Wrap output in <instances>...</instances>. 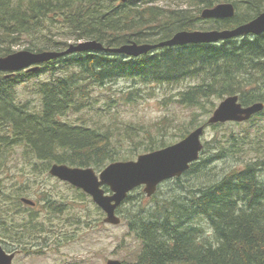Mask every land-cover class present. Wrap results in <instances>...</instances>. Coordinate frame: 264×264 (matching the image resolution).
Returning a JSON list of instances; mask_svg holds the SVG:
<instances>
[{
	"label": "trees",
	"instance_id": "16d2710c",
	"mask_svg": "<svg viewBox=\"0 0 264 264\" xmlns=\"http://www.w3.org/2000/svg\"><path fill=\"white\" fill-rule=\"evenodd\" d=\"M220 2L233 4L232 18L200 17L203 8ZM263 11L264 0H190L187 6L175 8L141 0H0V57L14 52L12 47L21 40L33 52L63 50L83 40H95L105 47L153 44L179 30L233 28ZM186 78L196 81L180 90L176 100L206 113L213 109L209 98L221 100L238 94L244 106L264 102V33L217 44L162 47L136 58L107 52L69 54L42 63L34 71L0 72L1 168L7 165L5 152L14 145L22 148L30 170L41 174L54 162L99 171L110 162L131 159L133 154H122L115 144L111 126L90 124L82 116L81 112L90 107L94 87L117 80L173 85ZM32 79L37 80L28 83ZM21 84L38 96L37 108L30 100H20ZM77 113L81 114L76 121L69 119V114ZM257 119H264V109L248 122L254 124ZM193 121L183 126L174 124L178 139L195 127ZM152 124L156 136L151 134L152 125L124 128L134 144L143 146V152L172 143L163 139L165 126L159 121ZM222 125L225 123L210 126L215 129ZM259 129L253 126L254 138L248 126L240 134L231 132L225 144L217 145L220 140L212 139L213 151L205 157L202 154L209 143L203 141L198 160L183 174L196 170L195 183L182 184V177H177V193L159 198L161 192L157 190L147 203L132 201L127 225L141 246L131 264H264V147L253 146L262 141ZM139 132L148 137L147 142L136 141L134 136ZM246 142L257 153L254 159L241 169L225 166L220 176L213 171V161L240 160ZM206 162L210 164L206 166ZM24 183L11 189L0 185L3 239L42 232L36 212L30 213L36 211V205L21 201L29 193ZM137 190L125 202L135 196V200L142 198ZM43 207L53 214L67 209L62 200L50 198ZM19 210L29 213L20 231L13 219Z\"/></svg>",
	"mask_w": 264,
	"mask_h": 264
},
{
	"label": "rangeland",
	"instance_id": "374dc122",
	"mask_svg": "<svg viewBox=\"0 0 264 264\" xmlns=\"http://www.w3.org/2000/svg\"><path fill=\"white\" fill-rule=\"evenodd\" d=\"M141 1L165 8L184 7L190 3V0ZM28 46L29 44L25 40H21L12 48L15 52L27 50ZM40 78L46 79L47 75H40ZM195 79L186 78L181 83L173 85H143L134 83L132 80L107 82L102 86L94 87L91 93L90 107L81 113L90 124L111 126L115 134L114 142L120 152L124 155L133 154L131 159H135L137 155L144 153L141 151L143 146H138L131 141L127 136L128 132L125 131L126 126L152 125L151 134L156 136L158 132L153 126L155 123H152L159 121L165 126L163 139L169 143L178 139L176 135L178 129L174 127V124L183 126L194 118L193 124L196 127L197 124L207 121L214 108L221 101L220 99L209 98L213 102V109L209 113L197 107L185 106L176 100L178 92L195 83ZM36 80L32 79L28 83ZM25 85L18 86L20 100H30V104L37 108L39 106L38 96L27 91ZM209 106L208 103L207 107ZM81 113L69 114L68 117L70 120L76 121ZM248 123H225V125L215 129L207 126L202 135V140L209 143V146L206 147L202 157L212 153L214 148L212 139L220 140L217 145L225 144L231 132L240 134L241 130L248 126L251 128L252 137L253 126L260 127L262 141L259 144L256 142L252 144H254L253 146L259 145L260 148L264 147V119H257L254 124ZM134 137H136V141H144V143L148 141V137H145L142 132ZM249 145V143L244 145L246 149L240 160L229 158L225 163L213 161L214 163H211L213 171L220 176L225 166L241 169L248 160L254 159L253 157L257 154L253 148L250 149ZM5 153L8 157L7 165L2 168L0 165V185L8 186L11 189L15 185L26 182L29 193L23 196L37 203L34 207L36 211H30V213L35 215L36 212L35 217L39 222L38 225L43 227L41 234L38 235L37 231H34L32 237L29 235V237L18 238L14 234L13 239L0 237V243L6 250L18 249L13 264H106L109 259L119 260L123 264L135 262L141 242L129 230L126 217L128 210L131 209L132 201L137 203V200H141V202L147 203L151 198L146 196L143 187L135 191L141 192L142 198L139 196L135 200V196L132 197L131 201L123 202L120 205L117 214L121 221L119 224L112 225L104 222V213L88 195H83L81 190H76L71 185L51 177L48 172L33 173L29 164L22 157L20 146L14 145ZM3 157L0 158V161ZM209 164L210 162H206V166ZM195 171L187 175L182 174L180 176L182 177L181 183H193V180L195 183L198 179V176H195ZM203 171L205 172L204 169ZM175 186L174 179L165 181L158 188L159 193L161 192L158 197L163 198L172 193H177L179 189ZM49 198L57 201L62 200L67 209L56 214L49 212L43 207L44 201ZM28 216L27 210H19L18 214H15L13 219L16 222V230H21L22 224L26 222ZM23 249L28 251L24 252Z\"/></svg>",
	"mask_w": 264,
	"mask_h": 264
},
{
	"label": "water",
	"instance_id": "95a60500",
	"mask_svg": "<svg viewBox=\"0 0 264 264\" xmlns=\"http://www.w3.org/2000/svg\"><path fill=\"white\" fill-rule=\"evenodd\" d=\"M234 6L231 2H220L201 10L202 18H232ZM264 33V11L248 22L233 28L211 30H179L165 40L157 43L138 44L135 42L117 47H105L95 40H83L70 43L63 50H43L33 52L21 50L0 57V71L14 73L19 70L34 71L39 64L52 59L84 52H109L123 54L126 57H139L148 52L169 46L187 44L217 43L218 41L240 37L243 35H259ZM264 107L263 102L242 106L236 94L222 99L207 119V124L226 121L242 122L248 120ZM205 125L192 129L182 139L165 147L139 154L133 160L114 161L107 164L98 174L91 167H76L67 164L53 163L49 174L61 181L82 189L91 196L93 202L104 212V222L118 224L120 217L117 207L125 200L134 188L143 186L146 196H151L163 181L181 176L190 163L198 159L203 147L201 136ZM102 186H107L106 193ZM23 202L33 205L30 199ZM14 254L6 252L0 245V264H11ZM106 264H122L119 260L109 259Z\"/></svg>",
	"mask_w": 264,
	"mask_h": 264
},
{
	"label": "flooded vegetation",
	"instance_id": "af4514ba",
	"mask_svg": "<svg viewBox=\"0 0 264 264\" xmlns=\"http://www.w3.org/2000/svg\"><path fill=\"white\" fill-rule=\"evenodd\" d=\"M8 252H13V253H15V255H17V253H18V249H10V250H8Z\"/></svg>",
	"mask_w": 264,
	"mask_h": 264
},
{
	"label": "bare ground",
	"instance_id": "6f19581e",
	"mask_svg": "<svg viewBox=\"0 0 264 264\" xmlns=\"http://www.w3.org/2000/svg\"><path fill=\"white\" fill-rule=\"evenodd\" d=\"M153 257V256H152Z\"/></svg>",
	"mask_w": 264,
	"mask_h": 264
}]
</instances>
